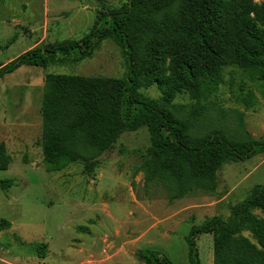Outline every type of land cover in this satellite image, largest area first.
<instances>
[{
    "label": "rangeland",
    "instance_id": "obj_1",
    "mask_svg": "<svg viewBox=\"0 0 264 264\" xmlns=\"http://www.w3.org/2000/svg\"><path fill=\"white\" fill-rule=\"evenodd\" d=\"M125 1L0 0V68L28 50L80 40L98 25L101 12ZM48 73L121 78L126 64L120 49L105 40L80 62L22 66L0 80V143L11 157L0 180H13L0 190V221L10 223L0 232V264H143L137 253L148 250L173 264H190L185 241L190 228L227 218L237 202L264 183L263 153L225 164L211 193L170 199L163 187L145 183L146 128L124 132L89 174L81 162L47 171L41 101ZM141 92L160 95L154 85ZM175 103L187 110L192 102L183 96ZM196 110L200 126L264 141V85L236 66L224 67L213 95ZM196 243L201 263L212 264V235L202 234ZM40 245H45L43 255Z\"/></svg>",
    "mask_w": 264,
    "mask_h": 264
},
{
    "label": "trees",
    "instance_id": "obj_2",
    "mask_svg": "<svg viewBox=\"0 0 264 264\" xmlns=\"http://www.w3.org/2000/svg\"><path fill=\"white\" fill-rule=\"evenodd\" d=\"M105 40L120 49L124 77H45L41 151L47 171L81 162L89 174L124 132L146 128L145 183L180 199L215 191L225 164L264 153V141L200 126L196 117L226 66H236L264 85V0H126L101 12L98 25L80 40L55 41L2 66L0 80L22 66L80 62ZM153 85L158 98L141 92ZM183 96L192 102L187 110L175 103ZM239 124L243 127L242 120ZM10 163L0 143V171ZM12 185V179L0 180V190ZM9 226L1 220L0 232ZM202 234L212 235V264H264V183L237 202L227 218L213 217L190 228L185 237L190 264H202L196 243ZM44 252L40 245L39 254ZM137 255L143 264H173L154 251Z\"/></svg>",
    "mask_w": 264,
    "mask_h": 264
}]
</instances>
